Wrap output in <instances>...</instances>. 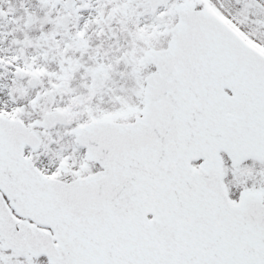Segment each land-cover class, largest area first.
Returning <instances> with one entry per match:
<instances>
[{
	"label": "snow or ice",
	"instance_id": "snow-or-ice-1",
	"mask_svg": "<svg viewBox=\"0 0 264 264\" xmlns=\"http://www.w3.org/2000/svg\"><path fill=\"white\" fill-rule=\"evenodd\" d=\"M0 264H264V0H0Z\"/></svg>",
	"mask_w": 264,
	"mask_h": 264
}]
</instances>
